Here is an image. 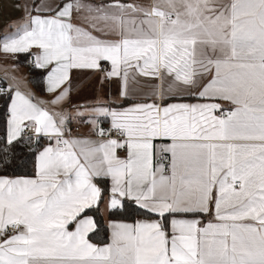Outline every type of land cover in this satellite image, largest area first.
<instances>
[{"label":"snow or ice","instance_id":"snow-or-ice-1","mask_svg":"<svg viewBox=\"0 0 264 264\" xmlns=\"http://www.w3.org/2000/svg\"><path fill=\"white\" fill-rule=\"evenodd\" d=\"M24 11L0 52L31 54L49 98L0 83V172L34 158L33 176L0 175V264H264V0ZM74 70L119 78L123 100L152 81L150 102L74 103ZM133 209L156 219L125 222ZM103 231L108 243L90 242Z\"/></svg>","mask_w":264,"mask_h":264},{"label":"crops","instance_id":"crops-1","mask_svg":"<svg viewBox=\"0 0 264 264\" xmlns=\"http://www.w3.org/2000/svg\"><path fill=\"white\" fill-rule=\"evenodd\" d=\"M33 2L41 3L43 0H0V38H2L5 34L12 33L16 30V27L22 22L25 18L24 6L28 4L31 6ZM50 2V0H49ZM95 2H99V0H95ZM127 2H140V3H148L149 0H127ZM19 5V7H17ZM36 14V13H33ZM37 50L34 48L32 52H36ZM29 54V53H28ZM19 54L15 56L7 55L0 52V83H3V78L7 73L9 78L11 76H16L21 80V90L23 91H31L36 97L47 100L49 98V94L47 92L40 93L37 92L32 86L29 78V65H22L18 62ZM103 63H107L108 70H110L111 65L110 62L102 61ZM15 66V69L13 68ZM103 73L101 72H93L90 70L76 71L72 72V80H73V102H83L84 100L95 101L99 100L105 105H111L113 107L119 105L123 107L129 106L133 102H150L145 98V93L149 91L148 85L153 83L152 81L145 80L143 78L140 79L139 84L136 85L138 91L135 94L134 100L130 101L125 105H120V102H124L125 100L120 98V79L112 78L111 80H105L101 83V77ZM46 87V82H45ZM168 103L178 102L174 100H168ZM183 102L188 103H196L197 100L194 98L188 99L185 98ZM103 127H109L108 120H105L102 124ZM73 131L76 134L87 136L88 135V126H76L73 125ZM119 154L121 156L126 155L124 150H119ZM33 176V175H32ZM17 177V176H15ZM30 177V176H29ZM103 211V206H102ZM156 218H139L137 220H152ZM200 219L206 223L209 220H213L212 216H207L206 219L200 217ZM125 222H135L124 220ZM90 242L97 244L90 240ZM103 245V244H97Z\"/></svg>","mask_w":264,"mask_h":264},{"label":"trees","instance_id":"trees-1","mask_svg":"<svg viewBox=\"0 0 264 264\" xmlns=\"http://www.w3.org/2000/svg\"><path fill=\"white\" fill-rule=\"evenodd\" d=\"M28 53H21L18 56V62H20L22 65H27V58ZM28 66V65H27ZM47 75V70L44 69H38L35 68L34 65L29 67V78L32 86L37 92L45 93L46 87H45V77ZM191 99V98H188ZM133 100H125L124 102H120V105H125ZM6 107H5V101L3 98H0V146L4 144V138L6 136ZM41 146H46L48 143V140L46 138H41ZM33 157H29V163L25 165L24 167L20 168H8L6 171L0 172V175H5L9 177H15V176H32L34 175V168L33 164L31 163ZM107 183L105 182L101 186L107 187ZM90 215L93 213H89ZM101 214H103L102 206H101ZM203 219H206L207 216H202ZM99 218V217H97ZM139 218H156L155 216H148L138 213L135 209L127 216L122 219L128 220V221H135ZM89 239L97 244H106L109 242V233L107 231H103L99 233L98 235H89Z\"/></svg>","mask_w":264,"mask_h":264},{"label":"built area","instance_id":"built-area-1","mask_svg":"<svg viewBox=\"0 0 264 264\" xmlns=\"http://www.w3.org/2000/svg\"><path fill=\"white\" fill-rule=\"evenodd\" d=\"M32 61H33V56L31 54H29L28 55V58H27V62H28V65L29 66H32L33 65V62ZM102 67L105 68V69H107L108 68L107 63H103L102 64ZM104 128H108V127H104Z\"/></svg>","mask_w":264,"mask_h":264}]
</instances>
